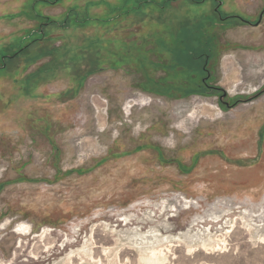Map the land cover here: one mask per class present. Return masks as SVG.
<instances>
[{"label": "rangeland", "instance_id": "rangeland-1", "mask_svg": "<svg viewBox=\"0 0 264 264\" xmlns=\"http://www.w3.org/2000/svg\"><path fill=\"white\" fill-rule=\"evenodd\" d=\"M54 3L0 0V264H264V0Z\"/></svg>", "mask_w": 264, "mask_h": 264}, {"label": "flooded vegetation", "instance_id": "flooded-vegetation-1", "mask_svg": "<svg viewBox=\"0 0 264 264\" xmlns=\"http://www.w3.org/2000/svg\"><path fill=\"white\" fill-rule=\"evenodd\" d=\"M44 2H47L49 4H53L55 2V0H42ZM239 1V5H240V0ZM55 4V3H54ZM241 7V5H240ZM262 14V19L260 21L259 24H257V22L260 20V16ZM248 16L250 15H247V14H233V15H230L228 16L226 19H229V18H235V19H238L239 21L245 23V24H248V25H251V26H259L264 18V5L263 7L259 10V13L258 15L256 16V19L255 20H252V19H249ZM223 19V18H222ZM214 45H212L211 47H209V50L207 51V53L205 54V59L203 61V64L201 67H199L200 69V73H202V78H201V83H198L196 80V76L197 74L196 73H191L190 71H185L186 69L185 68H178L179 70H182L183 73H185V77L187 79V81L184 82V84L188 82H190V84H192L191 86H189V90L190 91H203L204 89H208V90H213V91H217L218 93H220V100L226 104V105H231L232 103H230V101L226 100L227 96L228 95H225L224 96V90L222 88H220L219 86H216L215 84L212 83V78H213V71L212 69L210 68V61H211V58L212 56L214 57L215 55V49L213 47ZM212 48V50H210ZM210 51V52H209ZM172 64L174 65V63L172 62ZM174 68V67H173ZM187 72V73H186ZM188 73L190 75H188ZM183 82H179V83H173V81L171 80H163V79H159L158 81H154V82H149V81H146V85H151V84H154V85H159L158 87L161 88V89H164V87L167 89L169 88V86L173 85L175 87V89L173 91H171L170 93L174 96H184V91L182 90H178V87H183V85H181ZM182 89V88H181Z\"/></svg>", "mask_w": 264, "mask_h": 264}, {"label": "trees", "instance_id": "trees-1", "mask_svg": "<svg viewBox=\"0 0 264 264\" xmlns=\"http://www.w3.org/2000/svg\"><path fill=\"white\" fill-rule=\"evenodd\" d=\"M63 21H65V20H63ZM57 24H60V26H62L63 28H65V27H67V24L66 23H58V21L56 22ZM42 40V38L40 39V38H34V39H32L28 44H26L25 46H23V47H20L19 49H17L15 52H13V54L11 55V58H14V57H17V56H19L20 54H22V53H25V52H28V53H33L34 52V50H33V48H42V47H39V46H35V47H33L34 45H36L37 43H39L40 41ZM48 54L49 52H48V50L46 49H44L43 50V53H42V55L43 54ZM51 53V52H50ZM60 53H59V50L58 49H55V67H57V66H59V61H57V58L59 59V57H58V55H59ZM8 56H6L5 55V59L7 58ZM37 57H39V55L37 54L36 56L34 55V56H31L29 59H28V61H32V60H34L35 58H37ZM3 60L2 61V65H1V67H4V66H6V60ZM5 64V65H4Z\"/></svg>", "mask_w": 264, "mask_h": 264}, {"label": "built area", "instance_id": "built-area-1", "mask_svg": "<svg viewBox=\"0 0 264 264\" xmlns=\"http://www.w3.org/2000/svg\"><path fill=\"white\" fill-rule=\"evenodd\" d=\"M93 106H94V108H95L97 114H106V115H107V113H108L107 110H108V109L105 108V110H103V109H100V107H98L97 105H93ZM103 106H105V105H102L101 108H103ZM99 129H100V132H104V131L106 130V126L99 127ZM81 143H82L81 140H79V141L77 142L78 145H80Z\"/></svg>", "mask_w": 264, "mask_h": 264}, {"label": "water", "instance_id": "water-1", "mask_svg": "<svg viewBox=\"0 0 264 264\" xmlns=\"http://www.w3.org/2000/svg\"><path fill=\"white\" fill-rule=\"evenodd\" d=\"M261 19H262V14H261V16H260V20L257 22V24H259V23H260ZM225 95H227V93H226V92H224V96H225Z\"/></svg>", "mask_w": 264, "mask_h": 264}, {"label": "crops", "instance_id": "crops-1", "mask_svg": "<svg viewBox=\"0 0 264 264\" xmlns=\"http://www.w3.org/2000/svg\"><path fill=\"white\" fill-rule=\"evenodd\" d=\"M121 8H123V5L122 4H121ZM119 9H120V6H118V8H117L116 11H119ZM123 10H124V8H123Z\"/></svg>", "mask_w": 264, "mask_h": 264}, {"label": "bare ground", "instance_id": "bare-ground-1", "mask_svg": "<svg viewBox=\"0 0 264 264\" xmlns=\"http://www.w3.org/2000/svg\"><path fill=\"white\" fill-rule=\"evenodd\" d=\"M22 228H23V229H26L27 227L24 226V227H22Z\"/></svg>", "mask_w": 264, "mask_h": 264}]
</instances>
